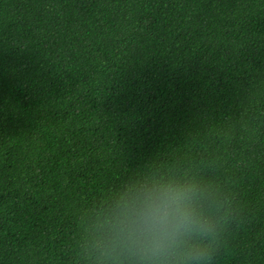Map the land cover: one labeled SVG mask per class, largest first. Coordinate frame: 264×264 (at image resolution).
I'll return each instance as SVG.
<instances>
[{
    "label": "trees",
    "instance_id": "trees-1",
    "mask_svg": "<svg viewBox=\"0 0 264 264\" xmlns=\"http://www.w3.org/2000/svg\"><path fill=\"white\" fill-rule=\"evenodd\" d=\"M153 178L217 196L175 264H264V0H0V264H113Z\"/></svg>",
    "mask_w": 264,
    "mask_h": 264
},
{
    "label": "clouds",
    "instance_id": "clouds-1",
    "mask_svg": "<svg viewBox=\"0 0 264 264\" xmlns=\"http://www.w3.org/2000/svg\"><path fill=\"white\" fill-rule=\"evenodd\" d=\"M218 206L215 194L196 185L146 180L127 190L105 218L106 250L113 264H175L185 248L199 254L194 238L205 235Z\"/></svg>",
    "mask_w": 264,
    "mask_h": 264
}]
</instances>
